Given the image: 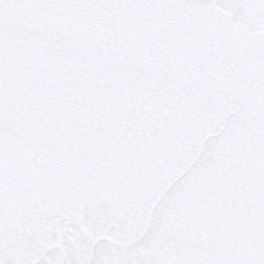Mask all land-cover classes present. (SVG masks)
I'll return each mask as SVG.
<instances>
[{"label": "snow or ice", "instance_id": "snow-or-ice-1", "mask_svg": "<svg viewBox=\"0 0 264 264\" xmlns=\"http://www.w3.org/2000/svg\"><path fill=\"white\" fill-rule=\"evenodd\" d=\"M0 264H264V0H0Z\"/></svg>", "mask_w": 264, "mask_h": 264}, {"label": "water", "instance_id": "water-1", "mask_svg": "<svg viewBox=\"0 0 264 264\" xmlns=\"http://www.w3.org/2000/svg\"><path fill=\"white\" fill-rule=\"evenodd\" d=\"M186 162L189 164V166H195L197 163V160L195 157L187 158ZM203 165L201 164V167ZM167 178L169 181L168 188H171L173 185H178L176 192L168 193V188L164 189V192L161 195H164V193H168L167 195V203L171 205V207L168 210V215H175L176 209L179 207L178 200L183 199V197L179 194L180 190L187 186L189 183L188 180L183 179V172L177 168H173L167 173ZM124 181V187L121 192V200L127 203H132L134 201V194L138 191V188L134 182L133 174L129 173L122 177ZM191 178H189L190 180ZM186 202V201H185Z\"/></svg>", "mask_w": 264, "mask_h": 264}]
</instances>
